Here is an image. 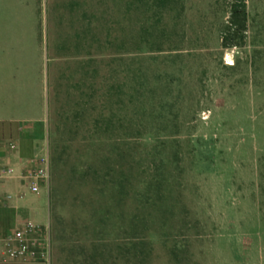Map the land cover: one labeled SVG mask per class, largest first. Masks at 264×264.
<instances>
[{"label": "rangeland", "instance_id": "1", "mask_svg": "<svg viewBox=\"0 0 264 264\" xmlns=\"http://www.w3.org/2000/svg\"><path fill=\"white\" fill-rule=\"evenodd\" d=\"M66 1L0 0L3 113L35 110L18 81L35 83L45 49L51 179L36 222L50 224V264H264V0H245L244 33L229 29L237 0H133L127 22L111 2L98 41ZM156 144L157 207L137 197H155Z\"/></svg>", "mask_w": 264, "mask_h": 264}, {"label": "crops", "instance_id": "2", "mask_svg": "<svg viewBox=\"0 0 264 264\" xmlns=\"http://www.w3.org/2000/svg\"><path fill=\"white\" fill-rule=\"evenodd\" d=\"M36 51L35 83L25 75L18 81L22 90L28 93L20 99L26 100L27 107L33 106L35 110L21 117L16 113L5 114L0 108V166L7 170V174L0 179V264L31 263L6 259L3 255L4 241L18 226L42 218V192L46 190L49 195L43 180H40V190L32 192L28 177V173L39 165L40 159L49 153L46 55L41 45ZM33 85L36 88L34 95L29 92ZM2 97L0 94V105ZM8 195L12 197L8 198Z\"/></svg>", "mask_w": 264, "mask_h": 264}, {"label": "trees", "instance_id": "3", "mask_svg": "<svg viewBox=\"0 0 264 264\" xmlns=\"http://www.w3.org/2000/svg\"><path fill=\"white\" fill-rule=\"evenodd\" d=\"M117 1H119V5L122 6V8H124V18H125L124 20L125 22H127L128 13L131 11L132 5L135 2L133 0L132 1L131 0H69V1H66L65 5L63 4L62 8H65L67 13H76L80 11L82 13L81 21L83 23L82 34L86 38H90V40L98 41L99 37L97 36L98 35L97 33L101 31L102 29L107 32L108 37L111 36L110 31L112 27L114 26V22L111 21L112 18L109 17V15L111 14V10H112L111 2L115 3ZM139 1L143 2V0H139ZM150 1L153 6L157 5V6L162 7L163 5L169 4L171 0H150ZM138 7L139 6L135 4V8L138 9ZM246 20H247V10H246L245 0H237L236 2L233 3L230 9V18L228 21L229 29H233V31L236 33L237 32L244 33V31L246 30ZM97 30L99 31L97 32ZM92 32L93 34H89ZM226 43H227L226 40H224L223 44L227 45ZM91 59H93V57H91ZM140 73L141 75H143V70H141ZM147 87H148L147 83L142 81L137 85L136 91H141V90L144 91V89L146 90ZM150 89L151 91H154L155 87H152ZM82 103H81L83 105L82 110H85L86 105H89L90 101L88 99H84V102ZM159 112L160 111L153 112L155 120L162 118V114H161L162 112L161 113ZM101 117H104V122L106 123V125L109 123L110 124L113 123L114 114L108 115L104 113V115L102 114ZM168 117L171 119V116H168ZM100 121L102 120H100L99 118L95 120V123L97 126H99L98 124L100 123ZM147 135L150 137H155V135L152 132H148ZM154 149L156 150V154H155L156 164H155V169H154L155 176H154V179L150 183H148L147 189H153L155 192V197L153 198H151L150 196L147 197L145 192H142L137 197L140 198L141 202L146 201L147 203H151L152 205H156L157 207L162 203V200H163V196L161 195V188H163V184L165 180L161 175V171H162V167L164 165L165 159L162 156V153L160 150V144H156ZM54 161L57 167L56 159ZM109 175H110L109 173H106L105 175L102 176L103 184L106 185V187H110L111 180L107 179ZM98 177L99 179H101L100 176ZM116 185L120 193L122 192L123 194L124 192L126 193V189L128 187L131 188L132 180L130 176L123 173L120 175L119 180ZM133 219L134 220L136 219V221L138 222L145 223L146 216L142 214H136L134 215Z\"/></svg>", "mask_w": 264, "mask_h": 264}, {"label": "built area", "instance_id": "4", "mask_svg": "<svg viewBox=\"0 0 264 264\" xmlns=\"http://www.w3.org/2000/svg\"><path fill=\"white\" fill-rule=\"evenodd\" d=\"M7 174L5 167L0 166V179ZM30 190H40V180L50 187L51 166L50 156L47 153L40 159L39 165L28 173ZM8 195V198H11ZM3 255L6 259L22 262L51 263L52 234L50 224L27 222L15 228L4 241Z\"/></svg>", "mask_w": 264, "mask_h": 264}]
</instances>
